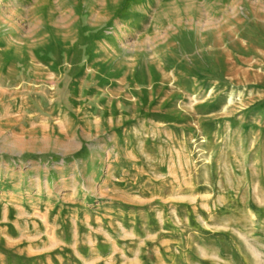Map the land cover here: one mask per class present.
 <instances>
[{
	"label": "rangeland",
	"instance_id": "1",
	"mask_svg": "<svg viewBox=\"0 0 264 264\" xmlns=\"http://www.w3.org/2000/svg\"><path fill=\"white\" fill-rule=\"evenodd\" d=\"M0 264H264V0H0Z\"/></svg>",
	"mask_w": 264,
	"mask_h": 264
},
{
	"label": "bare ground",
	"instance_id": "2",
	"mask_svg": "<svg viewBox=\"0 0 264 264\" xmlns=\"http://www.w3.org/2000/svg\"><path fill=\"white\" fill-rule=\"evenodd\" d=\"M105 113V112H104ZM46 129V128H45Z\"/></svg>",
	"mask_w": 264,
	"mask_h": 264
}]
</instances>
